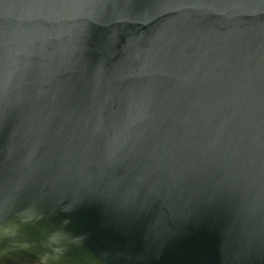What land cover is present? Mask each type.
<instances>
[{
	"label": "water",
	"instance_id": "obj_1",
	"mask_svg": "<svg viewBox=\"0 0 264 264\" xmlns=\"http://www.w3.org/2000/svg\"><path fill=\"white\" fill-rule=\"evenodd\" d=\"M0 264H264V0H0Z\"/></svg>",
	"mask_w": 264,
	"mask_h": 264
}]
</instances>
